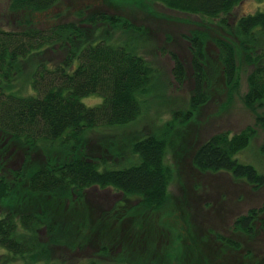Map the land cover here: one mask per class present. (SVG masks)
<instances>
[{
  "label": "trees",
  "instance_id": "trees-1",
  "mask_svg": "<svg viewBox=\"0 0 264 264\" xmlns=\"http://www.w3.org/2000/svg\"><path fill=\"white\" fill-rule=\"evenodd\" d=\"M152 1L189 14L222 17L221 24L241 42L246 60L253 66L246 102L253 109L264 108V10L231 23L228 15L245 0ZM61 2L12 0L11 10L41 13ZM78 15L77 21L47 27L31 21L20 28L0 27V250L4 249L0 264H12L19 258L26 264H54L50 247L61 238L48 213L19 215L8 208L7 201L18 182H26L31 193L64 198L80 197L93 188H113L124 198L112 216L125 228L141 214L161 211L170 198L174 168L168 161L169 142L162 136L143 134L134 140L128 150L117 155L124 160L120 165L110 163L105 156L97 159L88 152L78 154L91 130L137 122L147 109L151 92L158 94L156 85L160 82L158 67L140 52L142 39L137 35L141 28L107 12L88 15L81 10ZM190 41L195 93L188 110L174 111V119L181 123H189L211 100L208 37L196 31ZM217 45L228 86L236 89L240 82L236 47L224 38ZM174 59V73L182 84L187 70L178 56ZM93 94L101 95L103 102L89 106L83 101ZM256 136L254 127L240 133H217L196 150L193 163L202 172H229L255 189L263 188L264 172L239 159ZM16 147L23 154L19 169L13 167L20 157L12 151ZM40 149L48 154L46 165L28 176L32 155ZM56 150L68 153L69 158L53 156ZM258 223L264 225V204L235 221L236 229L250 237L256 235ZM44 227L49 230L47 242L42 240ZM141 234L120 239L125 252L122 262L132 257L133 263L135 259L145 264L149 256L145 253L158 254L156 234ZM142 236L151 238L147 246L139 241ZM135 249L142 252L137 254ZM89 264L100 263L94 259Z\"/></svg>",
  "mask_w": 264,
  "mask_h": 264
},
{
  "label": "rangeland",
  "instance_id": "rangeland-1",
  "mask_svg": "<svg viewBox=\"0 0 264 264\" xmlns=\"http://www.w3.org/2000/svg\"><path fill=\"white\" fill-rule=\"evenodd\" d=\"M11 4L12 0H0L1 28H20L30 21L40 27L77 21L81 10L88 15L107 12L129 20L142 29L137 35L142 39L140 52L160 71V82L156 85L158 94L151 92L142 117L127 126L91 130L78 154L88 152L97 159L105 156L110 163L120 165L124 160L118 159L119 152L128 150L129 145L143 134L166 138L168 161L174 168L167 205L154 214L139 215L135 221H129L126 229L117 222L118 217L112 216L115 206L124 198L113 188H93L80 197L64 198L31 193L26 182L23 181V185L18 182L7 201L8 208L19 215L46 212L49 220L58 226L61 238L50 247L52 262L89 264L95 259L100 264H143L135 259L133 263L132 257L122 262L121 256L125 252L119 242L132 238V233L152 232L157 236L158 254H143L145 264H264V225L258 223L253 237L238 231L235 225L240 215L264 204V187L255 189L225 171L202 172L193 163L196 150L213 135L224 131L240 133L254 127L257 136L239 159L253 163L264 172V108L253 109L246 102L253 66L247 62L241 42L221 24L222 17L189 14L152 0H62L50 11L33 14L15 13ZM263 10L264 1L245 0L228 15V19L234 23L243 15ZM196 31L208 37L211 100L189 123H181L174 119V111L188 110L195 93L190 40ZM221 38L231 41L237 50L240 82L236 89L228 86L223 62L218 57L217 41ZM174 56L184 62L187 70L182 84L174 73ZM83 101L89 106H97L103 102V97L93 94L84 97ZM12 151L14 154L19 152L17 147ZM18 154L20 157L13 165L16 169L23 165V154ZM54 154L69 158L68 153L59 150ZM32 156L26 172L28 176L44 167L48 158L41 149ZM48 238L49 230L44 227L42 240L47 242ZM138 239L147 246L145 243H150L151 238L142 236ZM227 239L240 246H231ZM3 250H0V256ZM26 263L24 258H19L12 264Z\"/></svg>",
  "mask_w": 264,
  "mask_h": 264
},
{
  "label": "flooded vegetation",
  "instance_id": "flooded-vegetation-1",
  "mask_svg": "<svg viewBox=\"0 0 264 264\" xmlns=\"http://www.w3.org/2000/svg\"><path fill=\"white\" fill-rule=\"evenodd\" d=\"M19 168H21V166H20ZM19 168H18V169H19Z\"/></svg>",
  "mask_w": 264,
  "mask_h": 264
}]
</instances>
